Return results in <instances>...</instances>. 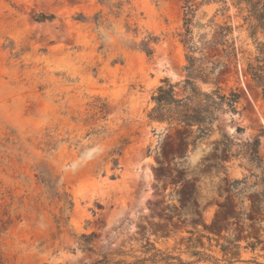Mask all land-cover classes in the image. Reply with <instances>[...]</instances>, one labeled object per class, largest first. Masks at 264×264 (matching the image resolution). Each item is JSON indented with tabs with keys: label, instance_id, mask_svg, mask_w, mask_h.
<instances>
[{
	"label": "rangeland",
	"instance_id": "374dc122",
	"mask_svg": "<svg viewBox=\"0 0 264 264\" xmlns=\"http://www.w3.org/2000/svg\"><path fill=\"white\" fill-rule=\"evenodd\" d=\"M199 2L195 39L231 27L239 65L212 60L226 62L219 85L239 100L186 149L147 118L156 88L185 80L184 0H0V264H264V99L243 71L257 55L248 11ZM151 36L149 57L139 45ZM223 134L230 151L215 153ZM256 136L261 167L242 152Z\"/></svg>",
	"mask_w": 264,
	"mask_h": 264
},
{
	"label": "trees",
	"instance_id": "16d2710c",
	"mask_svg": "<svg viewBox=\"0 0 264 264\" xmlns=\"http://www.w3.org/2000/svg\"><path fill=\"white\" fill-rule=\"evenodd\" d=\"M210 1L200 0L198 5ZM232 4L239 8L243 6L248 11L245 20L248 23L249 35L254 37L257 55L252 62L246 63L243 71L250 76L256 87L262 89V98L264 99V42L255 38L259 29L264 34V0H232ZM182 7L184 10V32L180 42L186 49V63L183 67L185 80L175 85L158 86L151 96L152 107L147 113V118L149 121L165 123L169 129L182 133V141L187 149L189 144L195 147L208 138L213 131L214 123L221 115L226 112L232 114L237 112L239 94L235 90H230L225 94L218 81L223 73L222 67L226 66V62L221 59L213 61L212 58L218 55H221L222 58H231L235 67L239 65V62L235 42L228 39L231 31L230 26H218L213 29L210 36L206 31L199 33L195 39L191 29V22L197 9L195 0H184ZM35 19L45 21L50 17L39 14ZM155 40L156 38L151 36L147 40L141 41L139 49L151 57L154 50L150 44ZM200 83L212 84L213 87L203 89ZM259 142V137L256 136L242 145L245 157L256 167H261ZM230 148V140L223 134V138L214 143L213 152H228ZM117 154L119 155V152ZM237 154L239 155V152ZM112 161L114 166L118 164L117 158H112ZM261 169L264 174V167ZM43 174L45 173L43 172ZM41 179L51 187L49 184L52 182L51 176L41 177ZM261 180L264 182V177ZM260 196L264 199V193H261ZM69 205L71 207V202ZM86 243H89L87 239ZM166 259H172V257L164 258V260ZM146 261L145 258L127 261L103 256L89 264H146ZM151 261L152 263L157 262L154 258Z\"/></svg>",
	"mask_w": 264,
	"mask_h": 264
}]
</instances>
